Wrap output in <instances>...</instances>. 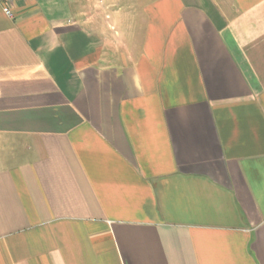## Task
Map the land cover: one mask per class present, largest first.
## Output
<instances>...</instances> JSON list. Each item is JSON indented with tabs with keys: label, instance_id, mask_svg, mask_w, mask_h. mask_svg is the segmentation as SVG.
Segmentation results:
<instances>
[{
	"label": "crops",
	"instance_id": "0c3cea01",
	"mask_svg": "<svg viewBox=\"0 0 264 264\" xmlns=\"http://www.w3.org/2000/svg\"><path fill=\"white\" fill-rule=\"evenodd\" d=\"M0 4V264H264V0Z\"/></svg>",
	"mask_w": 264,
	"mask_h": 264
},
{
	"label": "built area",
	"instance_id": "2783aa9c",
	"mask_svg": "<svg viewBox=\"0 0 264 264\" xmlns=\"http://www.w3.org/2000/svg\"><path fill=\"white\" fill-rule=\"evenodd\" d=\"M20 1H24V0H0V4L2 5L3 11L11 18H14V12L12 6Z\"/></svg>",
	"mask_w": 264,
	"mask_h": 264
}]
</instances>
